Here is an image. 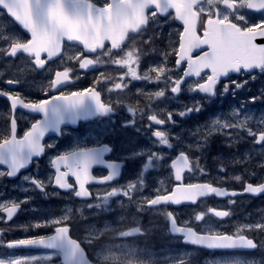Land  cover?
Instances as JSON below:
<instances>
[{
    "label": "snow or ice",
    "instance_id": "6c2138e0",
    "mask_svg": "<svg viewBox=\"0 0 264 264\" xmlns=\"http://www.w3.org/2000/svg\"><path fill=\"white\" fill-rule=\"evenodd\" d=\"M249 11L260 13L259 20L253 19ZM161 16L182 23L183 30L178 32L179 39L176 42L178 46L173 45L171 52L163 53V59L159 63L140 72L142 51L135 46V36L145 32L149 24L156 22ZM0 17L7 18L6 21L0 20V57L6 60L25 54L33 70H45L50 61L54 62V58H63L65 42H70L79 45L80 50L67 59L70 62L75 60L81 70L103 63L126 69L118 78L120 82L107 89L109 93L128 88L132 81H146L157 85L162 83L163 88L147 94L150 102L148 107L151 106V101L165 98L168 92L172 97H179L185 90L201 95V99H194L191 105L185 104L178 111H168L166 118H158L154 112L147 115L150 122L148 129H152L153 125L166 123L175 125L177 121L174 117L177 115L184 118L192 113H200L204 110L205 102L211 103L218 94H229L230 87L235 96L236 90L245 87L248 80L240 82L233 79L232 74H247L255 79L253 73L256 70L264 73V0H103L102 4H98L96 0H0ZM198 24L203 29L202 34ZM151 39L149 37L145 43ZM169 55L175 56V66L181 74L169 75L172 72L167 63ZM73 75V67L55 71L54 76L48 80L45 98L42 99L30 100L19 93L0 90V96L10 101L13 113L17 108H23L42 116V119L31 124L21 138H17V121L13 115L10 129L0 135V165L7 166L6 171H0V177H16L34 158H40L46 148L54 147L53 144L43 142L46 134L62 136L64 129L70 125L93 118L110 119L115 114L117 105L111 101L105 102L101 90L95 86L64 91L72 83ZM101 76L105 82L112 79L103 73ZM193 77L198 79L188 83V79ZM6 83L12 85L19 83V80L8 79ZM95 84H101V80L97 78ZM255 99L256 97H252V102ZM127 112L133 116L138 112L143 114L144 108L128 105ZM122 126L132 125L125 122ZM136 131L141 129L136 128ZM216 133L228 138L227 147H234L239 141L251 137L253 151L260 157L256 167L264 172V115L256 119L233 109L227 118L213 119L205 126V132L195 145H189L188 151L179 150L174 158L166 157L159 150L164 147L175 149L169 132L151 130V137L154 138L152 147L134 149L131 152L133 159L141 160V168L137 179L125 185L112 186V182L121 176L122 164L106 159V154L113 151L108 144L97 147L77 146L57 154L50 161L54 174L47 180L30 176H24L23 179L45 196L48 195V187L70 192L83 202V208L93 216L110 213V201L114 197L134 202L138 205L137 211L142 212L145 207L152 209L161 205L196 204L200 198L209 195L223 198L245 193L264 194V176L255 184L244 181L241 175L232 177L235 181L243 182L241 192L229 191L212 183L184 182L186 171L206 174L200 163L201 157L193 158V155L194 151L206 149L209 137ZM242 133H246V136ZM198 134L199 129L192 133ZM250 159L251 153H246L242 159L234 158L233 163L247 164ZM169 160L176 183L170 189H157L152 196L136 199V194L145 186V173L154 170L161 162L169 163ZM95 166H103L106 174L100 177L93 175ZM220 171H224L223 165ZM250 175L256 176L257 173L253 171ZM93 182L108 185V188L102 195H95L88 187ZM30 199L25 197L22 201L0 203V213H6L7 220L11 221L22 204L29 203ZM229 203L235 201L229 199ZM77 212L83 216V209L66 208L59 215L46 217L29 226L49 228L52 230L50 235L5 241L4 232L0 230V247L51 250L45 255H10L0 258V264H56L57 258H62V264H106L109 260H118L108 245L100 243L107 233L116 232L117 238L121 240L142 234L139 226L123 230L103 224L99 227L90 226L89 235L85 239L73 238L70 233ZM207 213L221 220L231 216L230 211L215 208L207 209ZM164 215L170 224L168 235L179 243L197 246L213 254L222 253L218 258L213 255L206 264H264V260H250L240 255L242 252L264 248V240L255 239L256 233L264 236V218L255 223L237 224L235 231L228 233L209 224L205 220L204 211L194 214L191 221L183 223L178 222L171 211ZM202 221L204 227L194 229L193 222ZM86 248L98 251L89 256ZM159 260L162 264H191V252L177 249ZM150 264H156V261H150Z\"/></svg>",
    "mask_w": 264,
    "mask_h": 264
},
{
    "label": "flooded vegetation",
    "instance_id": "af4514ba",
    "mask_svg": "<svg viewBox=\"0 0 264 264\" xmlns=\"http://www.w3.org/2000/svg\"><path fill=\"white\" fill-rule=\"evenodd\" d=\"M249 15L252 16L253 19L259 20L261 14L250 12ZM147 31L148 30L141 33L140 35L135 36V46L142 51L141 64L146 62V60L148 59L146 55L148 45L147 43H145V40L143 39L144 37H146ZM79 50H80V46L66 43L63 58H58L54 60V62H49L46 65L45 70H33L30 62L28 61L25 55H19L18 56L19 58H8L7 60L4 59L3 57H0V90L8 91L11 93H19L21 96L26 97L27 99L30 100L42 99L45 98V91L47 88L48 80L49 78L54 76L55 71H62L64 67H73L74 68L73 81L68 87L64 89V91L67 92V91L83 90L95 86L97 87L98 90H101L102 99L105 102L111 101L113 104L117 105L116 112L110 119L93 118L87 121H80L76 125H70L66 127L64 129V134L62 136L59 137L54 135L48 136L45 140V144H53L54 147L46 148L47 152L45 157L34 162L30 170L22 173L17 179L10 180L11 183H16L22 180L23 177L27 175L38 177L36 170L44 169L46 167L51 170L53 175L54 170L52 168L50 161L53 158H55L57 154L72 150L77 146L97 147L102 144H108L113 148V151L109 154H106V159L119 162L122 164L121 176L116 181L112 182V186L125 185L128 182H133L137 179L138 171L141 168V160L133 159L131 157V152L134 149L152 147V140H154V138L151 137V130L159 129L169 132L171 142L174 144V146H177L185 141V134H188L191 131H193L194 128L192 127V125L198 124V119L196 118V114L192 113L184 118H180L178 115L175 116L174 119L177 121L175 125H173L172 123H166L165 125H153L152 129H148L147 125L150 122L147 120V115L153 114L154 112L155 114L158 115V118H166V113L168 111H178L182 109L183 106L185 105L183 104V102L188 101L191 97H196L197 93H189L188 91L185 90L181 92L179 97H172L171 93H170L171 97H168V93H169L168 92L165 98L151 101L150 107H148L150 102L146 95L142 93L128 92L130 85L126 89L114 90L113 92L109 93L107 89L109 87H113L114 83L120 82L118 78L124 71H126V69H121L114 64L103 63L88 70H81L78 68V65L76 64L75 60L70 62L67 59L69 53L76 51L78 52ZM24 59L28 61L29 68L26 72H21L22 67H19L18 65L20 64L19 61H23ZM102 59L106 60L107 58L102 57ZM10 66L15 67L14 68L15 70L9 71ZM101 73H103L104 76L111 77L112 78L111 81L105 82L104 77L101 76ZM172 73L181 74L175 65L173 71L169 73V75H171ZM258 73L259 71H255L253 75L257 76ZM75 77H79V78L76 79ZM97 78L101 80V84L99 85L95 84ZM232 78L240 79V81L243 82L244 80L250 78V76H248L247 74H243V75L234 74L232 75ZM8 79H18L19 83H14L12 84L13 86L9 85L6 83ZM23 80H28V81L33 80L34 81L33 83L37 86H35L32 83L31 85L24 83ZM194 80L195 79H191L187 82L190 83ZM184 87L186 88V84L184 85ZM217 97H219V94L217 95ZM215 98H213L212 101H214ZM128 105H134L140 108H144L143 114L138 112L133 116L132 114L127 112ZM209 108L207 109V112ZM208 113H210V111ZM13 115L17 121L16 135L18 138H21L23 136V133L30 128L31 124L35 122V120L42 119L41 114L34 112L32 113L31 111L23 108H17L15 113H13L10 108V101H8L7 98L4 96H0V135L4 134L6 131L10 129V120L13 118ZM125 122H127L132 126L123 127L122 124H124ZM209 122L206 125H208ZM136 128L141 129V131L137 132ZM190 128H192L191 131ZM242 135L246 136V133H242ZM177 136L179 137L178 140L176 139ZM199 138L200 135L197 138V140ZM213 139L214 138L212 139L209 138L208 147L211 144H213ZM215 139H220V142H216L217 145L210 146L208 149H204L202 151H194V154L201 156L200 163L203 166V168L206 170V174L186 171L184 173L185 183H197V182H209V181L211 182L212 176L214 174L224 173V175L229 176L228 174L229 171L242 172L245 176L244 180L247 182L257 183L260 180V178L257 177V175L256 176L250 175V173L254 171V167H255L254 165L252 166V162L250 161L248 162V164L245 165L234 164L233 161L228 162L230 163V167H229L228 165L226 166L225 163L224 164L218 163L216 162V160L214 161L213 159L214 156H217L218 153L224 151V153L227 154L225 155L226 160L224 161H228V159L232 160L233 155L237 156L238 152L241 149L247 148L250 144L253 143L251 137L249 138L246 137L245 140L239 141L234 147L226 146V141L228 138L225 135L215 137ZM190 140L194 142L196 139L190 138ZM54 148H62L63 150H54ZM159 150L165 153L166 157L168 158H174L175 154H178L179 152L176 151V147L174 150L168 149L166 147L161 148ZM184 150L188 151L189 149H184ZM221 165H223L224 167L223 172L220 171ZM256 168L258 169V167ZM0 170L6 171L7 169L0 167ZM259 171L262 172L261 169H259ZM92 172L95 176L100 177L106 174V169L103 166H95ZM161 176L167 177V180L173 184L176 183L174 181L173 171L170 169V160L169 163L161 162L160 165L157 166L154 170H149L147 173H145V186L140 193L142 192L150 193V191L153 188L151 186H148V184H146L147 180L150 178L151 182L159 183ZM191 177H196V178L191 179ZM5 178L8 177L5 176ZM233 182L234 180L227 179L226 182L220 183L219 185L226 186L230 189L240 190L243 188V183L235 185L233 184ZM212 183H214V181H212ZM26 184H28L27 181ZM88 187L95 195H102L105 192V190L108 188V185L91 183ZM166 189H170V187ZM36 191L37 190H30V193L33 194L31 203L37 204L44 202L45 204L47 200H45L40 196H37L35 194ZM59 193L63 195V197L56 198L57 203L69 202L70 204H72L73 208L83 209V212H89V210L83 208V202L72 196L70 192H59ZM155 193L156 191L153 192V195ZM112 199L118 201L119 199L125 200L126 198L114 197ZM229 199L234 200L235 203H229ZM263 200L264 199L261 197L259 198L229 197L225 200H219L215 197H212L204 201L205 202L204 210L207 211V209L209 208H217V209H224L230 211L231 216L226 217L223 220H231L233 214H235L234 215L235 217H240L243 214H249V216L251 217H260L262 211L259 207L254 206L253 208L250 209H244L234 212L233 206H235V204H238L240 206H245L246 204L252 205L255 203H262L264 202ZM221 204H223L224 206H222ZM27 205L28 204H22L23 212L25 211ZM122 206L124 205H120V207ZM159 207H167L171 210L176 209L173 206H166V205L158 206L156 208ZM123 208L124 207H122L121 209ZM177 209H181V208H177ZM22 211L19 214H17L11 221L7 220V215H6L5 223L9 224L12 221L18 220L23 214ZM208 214L215 217L211 213ZM178 222L180 221L178 220ZM2 225L3 224H0V227H2ZM193 226L195 228H199L195 222H193ZM169 227L170 224L168 223L167 229L164 228L163 231L157 230L151 234V236L153 235V240H154V241L151 240L152 245L163 244L166 241H168V238L170 237L168 235ZM10 229H11L10 227L8 229L4 228L5 232L3 239L5 241H11L20 238H29L37 235L52 234V230L49 228H39V229L33 228L30 230H26L24 232L16 231V230L9 231ZM71 233L73 238L78 237L75 233L74 224H72ZM114 239H116L115 236ZM86 250L88 251V254L91 255L90 248H86ZM50 251L51 250H47L43 248L36 249V248L23 247L16 249H7L6 247H4L3 249L0 250V258L8 257L10 255H15V256L45 255ZM201 251L204 254L209 253L208 251L205 250H201ZM57 259L61 260V258H57Z\"/></svg>",
    "mask_w": 264,
    "mask_h": 264
},
{
    "label": "rangeland",
    "instance_id": "374dc122",
    "mask_svg": "<svg viewBox=\"0 0 264 264\" xmlns=\"http://www.w3.org/2000/svg\"><path fill=\"white\" fill-rule=\"evenodd\" d=\"M96 1H98L101 4L103 3V0H96ZM0 20L6 21L7 18L0 17ZM201 30L202 28H200V31ZM179 31H182L181 26L178 25L174 20L169 18L163 19L159 17L156 20V22L152 24V28L148 31L146 37L143 38L145 41L148 40L149 37H151L152 39L147 43L148 49L146 51V55L148 59L146 60V62L140 64V68H139L140 72H144L149 67L159 63L163 59V53L165 51L171 52V47L173 45H176V42L179 39L178 37ZM76 53L77 51L71 52L69 53V56L74 55ZM173 58H174L173 55H169L167 58L168 67L171 68L172 71L174 68V65H172ZM19 63L20 65L18 66L22 67L21 72H26L29 68L28 61L24 59L23 61H19ZM14 68L15 67L10 66L9 71L15 70ZM249 81L254 83V86H251L247 83L245 87H243L242 89L236 90L235 96L232 95L233 88L230 87L229 94L219 95V97H216L214 101H211V103L205 102L206 110L211 105L214 106L215 108L210 107L208 110V112L210 111V114L207 112L204 116L199 117V121L202 122V124L192 125V127L194 128L193 131H191L192 128H190L191 132L185 134V141L182 144L176 146V151H179L181 149H188L189 145H195L199 135L205 132V126H207L204 124L205 122L210 121L209 122L210 124L211 121L216 117L227 118L233 109L240 110L242 114L252 115L256 119H259L262 115H264V73H259L257 76H255V79L251 78L248 80V82ZM23 82L29 85H31V83L34 84L33 80L32 81L23 80ZM142 82L143 84L140 86V88L142 89L141 90L137 89L135 90V92L142 93L146 96L148 93L154 92L164 87L162 83L157 85V84H150L146 81H142ZM168 97H171L170 92L168 93ZM252 97H256L254 102H252L251 100ZM194 99L200 100L201 95L196 94V97H191L188 101L183 102V104L191 105ZM203 112L204 110L201 111L200 113H195L196 118L198 119L197 116H199ZM255 126L256 125L254 124V127ZM197 129H199V134L192 135V133L196 132ZM213 135H218V133ZM219 135H223V134H219ZM212 136H210L209 138L215 139V137ZM190 138L196 140L192 142ZM214 141L220 142V139H215ZM255 147L259 148V145H256ZM54 150H63V149L54 148ZM246 153H251L250 162H252V166L253 165L255 166L254 171L257 173V177L261 179V177L264 176V172H261L259 171V168L258 169L256 168L257 163L260 161V157L256 156L255 152L253 151V143L250 144L247 148L241 149L238 152L237 156L233 155L232 160L228 159V161H224L226 160L225 155H227L226 153H224V151L218 153L217 156H214L213 159L214 161L216 160V162L218 163H222V164L225 163L226 166L228 165L230 167V163L228 162H232L234 158L242 159L244 158ZM195 156H200V155L194 154V157ZM241 165H245V164H241ZM36 173L38 175V178L42 180H47V178L52 176L51 170L47 167L44 169L36 170ZM228 174L229 176L224 175V173L214 174L212 176L211 181H214L216 183H223L226 182L227 179L234 180L232 177L236 175H241L243 177V180L245 179L244 174L240 171L237 172L229 171ZM30 177H34V176H30ZM195 178L196 177H191V179H195ZM241 183L243 182H238L235 180L233 182V184L235 185ZM146 184H148V186H151L153 189L152 190L150 189L151 190L150 193L142 192L136 194V199H140L141 196H152L153 192L156 191L157 189H161V188L166 189L168 187L171 188L173 186V183L168 181L167 177L164 176H161L159 183L151 182V179L149 178ZM30 190H34L32 185H30L29 183L26 184V181L23 179L16 183L11 184L5 178V176L0 177V203H10L12 200L22 201L25 197H30L31 198L30 201H31L32 200L31 196L33 194L29 193ZM47 192L48 195L45 196L39 191H36L35 194L47 200L46 203L45 204L44 202L37 204H32L31 202L27 203L28 205L26 207V210L24 211L22 216L16 221H12L9 224H7L5 223V217L3 216L2 213H0V224H3L2 227H0V230H3V232H5L4 228L8 229L10 227L11 229L9 231L16 230V231L24 232L26 230L33 229L34 227H29V226L36 223L38 220H43L46 217L59 215L66 208H73L72 204H70L69 202L57 203L56 198L63 197V195H61L56 189L49 187V190ZM111 205L112 206L110 213H100L97 216H93L90 212H83V216H81L80 213L77 212L76 219H74L72 223L75 226L76 235L81 239H85L86 237H88L90 226L99 227L103 224H107L110 228H117L123 230H128L136 226L141 227L142 234H138L132 237H127L124 238L123 240L117 238L116 232H109L106 234V236L108 237H105V239L100 243L108 245L111 251L113 252V254L118 257V260H116L115 262L109 260L106 262V264H150V261L153 260L156 261V263L158 262L157 264H162V262L159 259H162L166 255H171L172 251L177 249H187L191 252V262H192L191 264H206V261L211 259L213 255H215L217 258L222 255L217 253L204 254L201 250L197 248H193L189 245L181 244L178 242L177 239L172 237H169L168 241H166L163 244L152 245L151 240H153V235L151 236V234L157 230L163 231L164 228L167 229L168 222L164 215V213L167 211L173 212L176 218L181 223L185 221H191L194 214L200 211H204L206 212L205 220L209 224H211L214 228L220 231L228 232V233L234 232L235 225L237 224L255 223L260 221L264 217V213L263 215L261 214L260 217H251L249 216V214H243L240 217H235L234 216L235 214H233L231 220L217 219L212 215L208 214L207 211L204 210L205 202H203L202 205L198 208L183 207L181 209L176 208L171 210L167 207H159L152 209H148L145 207L142 212L137 211L138 208L137 204H135L134 202L130 203L127 199L125 200L119 199L118 201L112 199ZM120 205H124L122 206L124 208L121 209L122 207H120ZM221 205L224 206L223 204ZM240 208H243V206H240ZM195 223L196 225H198L199 229H202L204 227L203 221L195 222ZM255 235H260V234L256 233ZM114 236L116 239H114ZM97 247H99V245H97ZM3 248L4 247H0V250ZM90 250L92 252L91 255L93 254L94 251H98V249L94 250L92 248H90ZM240 255L246 256L250 260H256V261L264 260V251L250 255L247 254H240ZM41 264H47V262H41ZM56 264H61L60 260L56 259Z\"/></svg>",
    "mask_w": 264,
    "mask_h": 264
},
{
    "label": "bare ground",
    "instance_id": "6f19581e",
    "mask_svg": "<svg viewBox=\"0 0 264 264\" xmlns=\"http://www.w3.org/2000/svg\"><path fill=\"white\" fill-rule=\"evenodd\" d=\"M20 65V64H19ZM13 86V85H12ZM91 86V85H90ZM6 103V102H5ZM33 113V112H32ZM7 184V183H6ZM9 202V201H8ZM31 220V219H30ZM25 226V225H24ZM147 240V239H146ZM151 240V239H150ZM140 241V240H139ZM152 241H154V240H152ZM145 246V245H144ZM92 253V252H91ZM125 254V253H124ZM126 254H127V252H126ZM142 254V253H141ZM138 257H139V255H138ZM147 257V256H146ZM161 257V256H160ZM144 259V258H143ZM149 259V258H148ZM148 261V260H147ZM158 263V262H157ZM156 263V264H157ZM160 263V262H159Z\"/></svg>",
    "mask_w": 264,
    "mask_h": 264
},
{
    "label": "water",
    "instance_id": "95a60500",
    "mask_svg": "<svg viewBox=\"0 0 264 264\" xmlns=\"http://www.w3.org/2000/svg\"><path fill=\"white\" fill-rule=\"evenodd\" d=\"M171 11V10H170ZM179 23H181L180 21H178ZM182 24V23H181ZM199 25V24H198ZM246 194V193H245ZM182 204H188V203H182Z\"/></svg>",
    "mask_w": 264,
    "mask_h": 264
}]
</instances>
